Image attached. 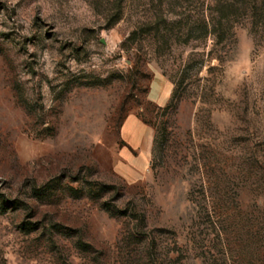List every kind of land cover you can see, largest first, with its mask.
<instances>
[{
	"label": "rangeland",
	"instance_id": "obj_1",
	"mask_svg": "<svg viewBox=\"0 0 264 264\" xmlns=\"http://www.w3.org/2000/svg\"><path fill=\"white\" fill-rule=\"evenodd\" d=\"M216 7L0 0V264H264V22Z\"/></svg>",
	"mask_w": 264,
	"mask_h": 264
},
{
	"label": "trees",
	"instance_id": "obj_2",
	"mask_svg": "<svg viewBox=\"0 0 264 264\" xmlns=\"http://www.w3.org/2000/svg\"><path fill=\"white\" fill-rule=\"evenodd\" d=\"M247 2V0H214L219 16L217 19L210 18V15L205 11L202 18L204 24L202 28L204 37L214 36L217 39L216 45L223 43L229 31H231L230 23L235 22V20L231 21L230 19H234L233 17L239 14L242 6L250 5L253 17L259 22H264V1L252 0L250 4H247ZM119 19H116L115 23H117ZM135 35L134 33L132 36L134 37Z\"/></svg>",
	"mask_w": 264,
	"mask_h": 264
},
{
	"label": "crops",
	"instance_id": "obj_3",
	"mask_svg": "<svg viewBox=\"0 0 264 264\" xmlns=\"http://www.w3.org/2000/svg\"><path fill=\"white\" fill-rule=\"evenodd\" d=\"M124 131L125 137L129 139V143L137 148H141V150L147 149L152 143V129L147 125L139 124V121L135 117L127 120Z\"/></svg>",
	"mask_w": 264,
	"mask_h": 264
}]
</instances>
